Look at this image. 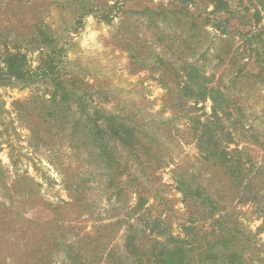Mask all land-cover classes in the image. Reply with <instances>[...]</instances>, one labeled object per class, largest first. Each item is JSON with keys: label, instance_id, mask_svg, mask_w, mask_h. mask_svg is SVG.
<instances>
[{"label": "rangeland", "instance_id": "rangeland-1", "mask_svg": "<svg viewBox=\"0 0 264 264\" xmlns=\"http://www.w3.org/2000/svg\"><path fill=\"white\" fill-rule=\"evenodd\" d=\"M34 1L0 0V33H10L9 37L0 34V50L10 46L11 31L30 30L35 10L29 6ZM60 1L39 0L43 6L37 9L48 15L50 30L63 48L53 53L62 60L61 77L88 86L85 89L94 105L131 117L142 137L160 144L162 150L163 164L145 168L128 148L116 139L110 141L115 157L127 166L119 181L128 205L134 201L135 189H144L150 215L161 216L175 234L183 236L184 227L195 220L190 218L174 173L186 171L209 192L218 190L223 195L222 202L230 208L228 219L241 226L243 238L252 239L248 250L252 264H264V206L251 200L238 202L235 178L201 157V141L195 137L196 133L221 132L213 122L212 95L217 100L225 98V111L219 108L221 128L231 132L232 138L224 145L242 151L248 173L254 176L259 171L254 183L264 193V42L247 35L251 29L264 33V0H228L235 27L231 35L210 24L217 0H65L64 5L55 4ZM40 57V51L29 53L32 68L39 66ZM182 81L189 83L195 96L181 91ZM205 84L220 93L205 90ZM50 88L47 83L0 87V157L7 183L5 188L0 181V264H62L60 253L48 262L55 251L56 243L51 241L96 229L92 210L81 202L88 195L78 199L63 182L65 175L78 173L79 155H71L68 142L55 136L56 128L47 134V144L30 139L29 127L46 130L45 125L30 116L31 124L26 126L14 109L15 100ZM80 115L76 109L75 116ZM92 169L86 172L84 193L102 209L95 216L107 217L111 206L104 210L105 196L96 189L100 171L95 165ZM205 220L203 228L210 231L212 220ZM122 240L123 234H118L116 241Z\"/></svg>", "mask_w": 264, "mask_h": 264}, {"label": "trees", "instance_id": "trees-1", "mask_svg": "<svg viewBox=\"0 0 264 264\" xmlns=\"http://www.w3.org/2000/svg\"><path fill=\"white\" fill-rule=\"evenodd\" d=\"M39 3V0L30 2L29 7L35 10L30 18V30L26 33L17 28L11 31L10 46L6 45L0 50V87L20 85L26 88L38 83H47L51 86L44 93H33L25 99L15 100L14 109L26 126L29 127L31 124L30 116L38 117L45 125L46 130L29 127L30 139L38 140L39 145L41 142L47 144L45 141L47 134L52 128H56L55 136L68 142L71 155H79L78 173L72 176L65 175L63 182L78 199L88 195V198H82L81 202L90 207L92 218L97 220L93 233L75 235L71 238L62 235L59 239H53L51 244L56 243L55 247H52L55 251L51 259L48 258V262L52 263L54 256L60 253L62 264H252L251 256L248 255L252 239L249 236L243 238L241 226L228 219L230 208L228 204L222 202L223 195L218 190L209 192L204 184L196 180V176L189 175L186 171L179 170L174 173L186 206L190 209V218L195 220L191 225L184 227L183 236L175 234L161 216L150 215L149 198L145 195L144 189H135L134 201L128 205V195H123L125 187L120 182L122 176L126 174L127 166L123 160L115 157L109 147L110 141L116 139L123 147L128 148L134 158L141 159L140 164L145 168L152 164L155 166L163 164L160 144L156 145L151 140L144 139L137 122L132 121L131 117H120L103 105H94L90 102L91 93L85 89L88 86L80 87L76 79L61 77L59 69L62 60L53 56V53L63 48L50 30L51 26L46 20L48 15L37 9L38 6H43ZM64 3L65 0H61L55 4ZM230 11L228 0H217L215 16L210 19V24L231 35L235 33V27L234 17ZM110 18L111 15L106 20ZM0 34L9 37L10 33L2 31ZM247 35L249 39L259 37V41L264 42V33L251 29L247 31ZM251 44L254 46V43ZM34 51H40L41 57L39 66L32 68L28 55ZM191 66L193 71L195 66ZM201 77L208 81L206 75L201 74ZM180 84L184 86L181 91L196 95L187 81ZM204 89L220 93L219 89L208 87L206 84ZM217 99V96L212 95L215 117L213 122H216V129H220L221 132L206 135L202 133L200 136L199 133L195 134L198 141H201L198 145L201 157L212 165L223 167L225 173L235 178L233 186L238 202L251 200L264 206V193L254 183L259 171H256L254 176L248 173L250 169L243 165L242 151L239 148L228 149L227 145H224L228 137L232 138V133H224V129L221 128L219 108L225 111L226 99ZM76 109L81 114L79 117L75 116ZM201 123L203 127H208L207 122ZM83 159L88 163L84 164ZM93 165L100 171L98 173L100 179L96 178L98 180L96 189L97 193L105 196L104 210L111 206L108 213H112L107 217L95 216L100 214L102 209H98L95 201L89 198L90 195L84 193L85 184L88 183L86 172L89 168L94 170ZM84 166L88 167L86 171L82 169ZM4 174L5 169L0 157V181L3 180L2 184L7 188ZM262 208L264 210V207ZM208 218L212 220L210 231L203 228L207 223L205 219ZM108 219L110 221H105ZM121 233L123 240L120 243L116 238Z\"/></svg>", "mask_w": 264, "mask_h": 264}]
</instances>
